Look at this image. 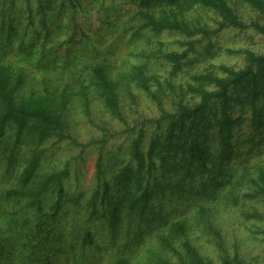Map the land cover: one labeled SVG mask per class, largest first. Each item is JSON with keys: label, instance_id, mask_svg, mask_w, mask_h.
Returning <instances> with one entry per match:
<instances>
[{"label": "rangeland", "instance_id": "obj_1", "mask_svg": "<svg viewBox=\"0 0 264 264\" xmlns=\"http://www.w3.org/2000/svg\"><path fill=\"white\" fill-rule=\"evenodd\" d=\"M14 1V7L11 0L0 5V73L10 85H18V99L50 93L64 115L67 132L83 146L57 138L44 142L27 138L18 146L13 139H6L0 146V264H111L119 255L128 257L131 264L175 261L156 239L157 232L150 235L153 225L123 220L109 238L100 224L89 226L88 199L131 163L132 143L141 129L146 150L151 136L163 128L159 127L163 121L156 122L162 117L160 104L174 112V103L180 97L194 102L187 88L194 82V73L215 70L220 64L242 66L244 59L236 49L260 52L264 50V36L250 29L223 30L213 37L220 47L216 56H199L195 62L194 57L176 73L164 53L183 51L195 38L178 32L155 34L148 29L136 33L133 0H48L45 8H40L37 0ZM235 5L245 21L258 17L264 23V16L244 3ZM198 16L203 24L217 26L214 13L201 10L192 12L190 18ZM197 46L200 48V42ZM158 50L165 52L155 53L150 59L149 72L158 80L151 85L157 94L153 97L135 81L134 73L137 65L145 64ZM93 64L104 66L117 83L127 123L114 118L93 90L88 70ZM241 153L237 162L244 156ZM259 160L264 162L263 152L250 157L252 163ZM33 162L35 175L25 183L23 176ZM64 169L68 173L62 180V209L56 219L43 222L37 202L44 212H50L60 196L58 181L42 192L44 179ZM245 187V183L235 187L233 194L240 196L237 203L226 204L222 199L215 203L211 219L228 255L238 254L252 264H264V217L253 219L250 215L255 207L264 213V203L243 195ZM39 190L42 194L36 199L30 196ZM222 196L219 194V198ZM184 200L179 190L173 189L163 203L173 218L190 221L193 242L204 256L220 264L214 237L195 223L194 211L187 209ZM99 212L102 220H110L101 204ZM40 224L44 233H37ZM86 226L92 236H87L88 244L84 245ZM139 226L143 229L138 232ZM102 237L107 242L103 243ZM35 241L42 243V250L25 253L26 246Z\"/></svg>", "mask_w": 264, "mask_h": 264}, {"label": "trees", "instance_id": "obj_2", "mask_svg": "<svg viewBox=\"0 0 264 264\" xmlns=\"http://www.w3.org/2000/svg\"><path fill=\"white\" fill-rule=\"evenodd\" d=\"M6 1L9 0H0V5ZM11 1L14 7L15 1ZM133 1L136 3L134 14L138 19L136 33L148 29L155 34L178 32L195 38L188 41L187 48L183 51H154L145 64L135 67V81L142 84L153 97H157V94L151 85L158 80L149 70L150 59L155 53L158 55L165 52L166 61L171 63L173 71L177 73L188 66L194 57L195 62L199 56H216L220 47L217 48L213 37L223 30L250 29L264 36L262 20L257 17L245 21L235 5L242 2L258 16H264V0ZM46 2L49 3L48 0H37L40 8H45ZM201 10L215 14L216 27L203 24L201 16L190 18L192 12L200 13ZM205 41L208 42L203 44ZM198 42L200 48L197 46ZM235 52L242 55V66L220 64L215 70L192 75L194 82L188 83L187 88L194 102L180 97L174 103V112H169L160 104L162 117L156 122L163 121L159 125L163 128L151 136L146 150L144 129L140 130L132 143L131 163L115 175L112 183L104 182L102 188L88 199L89 226L100 224L101 231L109 238L123 220L134 221L137 225H153L150 235L157 232L156 239L161 247L176 258L175 261L162 259L157 264H215L193 242L190 221L183 217L173 218L166 211L163 201H168L173 189H178L181 199H186L184 203L187 209L194 211L195 223L214 237L220 264H252L238 254L226 253L221 233L211 219L213 205L221 199L226 204L238 202L240 196L234 195L233 191L243 183L246 184L242 189L245 191L243 195L264 203V162H250L254 153H264V50L259 52L240 48ZM88 70L93 90L102 98L111 115L127 123L118 85L110 78L107 69L93 64ZM17 90L18 85H10L0 73V146L6 139H13V144L18 146L27 138H35L39 142L51 138L69 139L74 144L83 146L67 132L64 115L50 93L18 99ZM246 144L249 146L245 147ZM243 147L246 148L244 152ZM240 153L244 156L237 162ZM36 168L35 162L29 165L23 176L25 183L34 177ZM66 173L68 170L64 169L44 179L42 192L46 186L58 181L60 196L50 212H44L37 202L43 222L46 219H56L62 209V197L65 194L61 187ZM40 192L41 190L30 196L36 199L42 194ZM16 193L25 195L19 191ZM221 193L224 196L219 198ZM207 197L213 199L208 200ZM100 204L109 214L110 220H102ZM250 215L253 219L264 217V213L256 207ZM89 226L85 229L84 245L88 244L87 236H92ZM140 227L138 232L143 229ZM41 229L42 224L37 233H44ZM102 242H107L106 238L102 237ZM36 244L26 246L28 249L25 253L41 251L42 243ZM111 264L131 263L128 257L119 255Z\"/></svg>", "mask_w": 264, "mask_h": 264}]
</instances>
